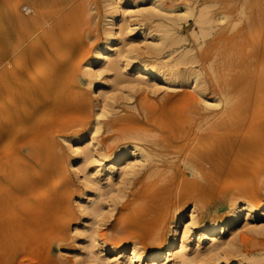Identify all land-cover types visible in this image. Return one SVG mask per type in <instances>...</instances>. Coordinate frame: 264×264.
Returning a JSON list of instances; mask_svg holds the SVG:
<instances>
[{
	"label": "rangeland",
	"instance_id": "374dc122",
	"mask_svg": "<svg viewBox=\"0 0 264 264\" xmlns=\"http://www.w3.org/2000/svg\"><path fill=\"white\" fill-rule=\"evenodd\" d=\"M165 2L169 9L178 3L188 2L193 10L179 16H166L150 12V7L133 3L124 5L114 21L117 27L113 28L122 53L113 54L106 63L93 67L96 76L89 78L83 60L96 55L97 48L107 37V30L111 29L105 26L109 13L105 0H0L1 12L16 13L26 20L37 16L39 11L36 13V10H41L43 5L49 10L56 9L60 22L65 25L63 34L70 40L79 41L76 51L85 57L71 66L74 77L68 92V96H73L69 104L84 100L85 116L62 135H54L52 147L43 160V163L53 165L52 174L40 173L38 177L44 181L36 186L41 193L49 191L52 194L51 204L63 207V211L57 215L60 240L54 243L41 241L31 251L19 254L14 264H125L130 245L118 252H114L113 248L127 244L135 236L132 221L141 203L144 204V200L150 196L148 191L142 192L134 200L131 193L136 188H148L155 182L158 193L170 204V219L163 238L154 243L145 242L138 246L140 251L158 249L162 241L166 245L178 209L188 212L195 206L200 219L202 210L213 209L212 199L225 187L238 195L242 189L245 190L248 195L240 198L242 203H249L257 209L264 204V0ZM115 3L118 5L119 0H115ZM126 9L128 11L124 13ZM124 14L125 17L132 16L131 22L138 23L140 28H129ZM67 20L71 24L65 22ZM4 23V19L0 18V30ZM126 60L132 65L137 61L145 62L149 68L161 70L164 77L159 81L145 77L134 81V71L121 69ZM41 66L37 64L34 71L40 72ZM2 68L0 61V71ZM1 74L0 80L3 79ZM193 78L198 80L196 85ZM65 92L66 89L60 94ZM238 92H241L244 100L241 107L245 105L242 117L244 129L238 134L239 138L257 146L242 155L243 161L239 166L242 168L243 165V174H238L233 162L227 168L234 170L231 175L201 178L190 187L181 185L178 181L181 177L176 180L170 170L160 173L161 180L142 173L135 179L121 183L116 180V184L110 187L106 181L107 172L99 168L94 159L89 162L83 160L88 137L92 135L90 130L96 119L101 123L97 139L105 141L107 146L121 147L132 142L122 140L125 135L122 128L136 121L139 113L148 112L153 120L161 114L160 122L178 124L182 129L195 124L199 115L207 114L211 119L224 118L227 114L225 99ZM206 105L213 107L207 110ZM47 113L41 111L38 114L36 129L43 128L47 123L53 125L54 118L45 121ZM160 136L158 133L151 134L154 138ZM5 145L4 141L0 142V150H6ZM208 183L211 187L206 191ZM98 185L102 186L100 190ZM113 188L117 191L111 192ZM182 188V192L196 191L198 200L200 190L209 192L205 197L207 201L201 206L195 204L196 199L181 200L179 194ZM94 201L97 203L93 204ZM39 204L46 203L41 201ZM221 207L205 221L227 219L232 206L223 204ZM183 230L180 229V237ZM195 233L197 230L190 235ZM104 240L112 251L102 247ZM227 240L229 246L226 250L231 256L218 259L212 258L215 254L208 253L207 240L202 242L199 250L196 242L191 241L187 247L189 261L185 264H264V219H246V215H243L237 229ZM139 264L149 262L143 260ZM171 264L180 263L174 259Z\"/></svg>",
	"mask_w": 264,
	"mask_h": 264
},
{
	"label": "bare ground",
	"instance_id": "6f19581e",
	"mask_svg": "<svg viewBox=\"0 0 264 264\" xmlns=\"http://www.w3.org/2000/svg\"><path fill=\"white\" fill-rule=\"evenodd\" d=\"M105 2L109 9L105 26L111 29L107 30L105 41L90 59L76 51L79 41L70 40L63 34L65 25L60 22L56 9L49 10L43 5L41 10H36V13L39 11L37 16L33 15L30 20L16 13L0 11V18L5 21L0 30V61L3 64L0 71L3 75L0 80V142L4 141L6 144V150H0V263H16L19 254L31 251L43 240L53 243L60 240V220L57 215L63 211V207L51 204L52 194L49 191L41 193L36 186L44 181L38 177L40 173L52 174L53 165L43 163V160L52 147L54 135H62L85 116L84 100L68 103L73 98L72 95L68 96L71 90L69 85L74 77L72 64L85 58L83 61L88 70L86 75L92 78L96 76L93 67L106 63L113 54L122 53L113 28L117 27L114 21L124 5L130 6L133 3L150 7V12L166 16H179L193 10L188 2L178 3L173 9L166 6L165 0H119L118 5L115 0ZM127 11L124 10V13ZM123 17L129 28L139 27L138 23L131 22L132 16L125 17L124 14ZM50 20H53L52 23L47 25ZM65 22L69 23L70 20ZM78 39L81 41V38ZM39 63L42 65L41 70L36 73L33 68ZM121 69L126 72L134 71V81H140L144 77L159 81L164 77L161 70L151 69L142 61L132 65L126 60ZM193 79L196 85L198 80ZM64 89L66 92L61 95L60 91ZM243 104L241 92L233 94L224 101L227 111L224 118L211 119L210 115H199L195 124L182 129L178 124L160 122L161 114L153 120L150 113H139L136 121L122 128L125 134L122 140L132 142L115 148L97 139L101 123L96 119L90 130L92 135L88 137L83 160L89 162L94 159L97 166L107 172L106 181L110 187L116 184V180L121 183L135 179L142 173L161 180L160 173L164 170H170L176 180L181 177L179 183L190 187L201 178L231 175L234 170L227 168L233 162L236 163L234 168L238 169V174H243L244 167L239 166L243 161L242 155L246 150L252 151L257 147L255 143V146L251 144L253 142H248L249 145L238 135L244 129ZM205 107L208 110L213 106ZM41 111L48 112L45 121L54 118V123H47L43 128L36 129ZM154 133L161 136L151 137ZM238 158L240 162L236 161ZM155 185L156 182L148 188H136L131 193L134 200L142 192L148 191L150 196L144 200V204L141 201V208L132 221L136 229L135 236L127 244L113 248L114 252H118L117 250H125L130 245V254L125 264H139L143 260H147L149 264H171L174 259L185 264L189 261L187 247L193 240L197 244V250L207 240L208 253L215 254L212 258L231 256L226 250L229 246L227 238L235 232L243 215H246V219H264V204L257 209L249 203H242L240 198L248 195L245 190L242 189L238 195L224 186L225 189L211 201L214 203L213 209L202 210L200 219L195 206L188 212L178 209L174 226L170 230L169 242L165 245V241H162L158 249L146 248L140 251L138 246L145 242L154 243L163 238L170 219V204L158 193ZM97 187L99 190L102 188L101 185ZM210 187L208 183L206 191ZM113 191L117 190L113 188L111 192ZM182 191L183 188L179 194L181 200L196 199L195 204L201 206L205 204V197L209 194L200 190L198 200L196 191V194ZM41 201L46 204H39ZM19 202L31 204H18ZM96 203L97 201L93 202ZM223 204L232 206L227 219L210 218L211 220L205 221L211 213L220 211ZM180 229H184L181 237ZM196 230L197 233L190 235ZM102 247L105 250L112 249L105 240Z\"/></svg>",
	"mask_w": 264,
	"mask_h": 264
},
{
	"label": "built area",
	"instance_id": "2783aa9c",
	"mask_svg": "<svg viewBox=\"0 0 264 264\" xmlns=\"http://www.w3.org/2000/svg\"><path fill=\"white\" fill-rule=\"evenodd\" d=\"M178 1H183V0H178Z\"/></svg>",
	"mask_w": 264,
	"mask_h": 264
}]
</instances>
